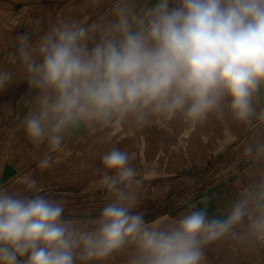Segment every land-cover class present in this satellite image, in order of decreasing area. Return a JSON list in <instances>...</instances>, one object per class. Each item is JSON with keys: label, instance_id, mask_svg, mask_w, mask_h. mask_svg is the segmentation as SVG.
<instances>
[{"label": "clouds", "instance_id": "obj_1", "mask_svg": "<svg viewBox=\"0 0 264 264\" xmlns=\"http://www.w3.org/2000/svg\"><path fill=\"white\" fill-rule=\"evenodd\" d=\"M36 34H18L17 72L0 67V92L17 77L26 84L18 128L44 147L40 168L82 129L215 119L264 131V0H111L90 24L58 18ZM241 156L257 174L215 216L205 197L146 219L138 209L150 168L138 171L115 146L100 158L104 203L94 217H66L67 201L38 194L31 176L0 186V264H204L206 250L225 243L260 253L264 139Z\"/></svg>", "mask_w": 264, "mask_h": 264}, {"label": "rangeland", "instance_id": "obj_2", "mask_svg": "<svg viewBox=\"0 0 264 264\" xmlns=\"http://www.w3.org/2000/svg\"><path fill=\"white\" fill-rule=\"evenodd\" d=\"M10 1L18 2L14 5L25 17H16L8 28L7 22L0 18V28L16 45L18 34L27 32L35 41L37 27L41 32L45 31L50 21L79 19L90 24L111 6V0ZM37 6H40L41 16L33 18L32 13ZM30 19L35 21L34 26ZM37 20L41 22L39 25ZM3 68L17 72L18 66L12 65L9 57L8 64ZM27 92L26 84L19 77L7 90L0 92V136L22 141L26 155L24 168L6 188H21L24 178L31 176L38 181V194L67 201L66 217L86 219L99 214L104 192L98 183L100 173L97 169L101 167L102 154L114 146L134 157L133 163L138 171L150 168L144 177V196L138 209L148 220L178 216L186 211V206L193 204L216 181L222 180L225 176L222 172L229 168L225 158L229 159L227 156L231 155L234 146L222 149L224 146L216 143V137L224 138L226 131L233 130L207 127L225 122L215 119L196 126L171 122L152 123L142 128L82 129L66 138L63 151L50 152L48 167L40 168L39 162L45 155L44 147L37 149L18 128L27 112L22 99ZM221 259L226 264H264V251L248 253L229 244ZM118 261L110 264H122L119 258Z\"/></svg>", "mask_w": 264, "mask_h": 264}, {"label": "crops", "instance_id": "obj_3", "mask_svg": "<svg viewBox=\"0 0 264 264\" xmlns=\"http://www.w3.org/2000/svg\"><path fill=\"white\" fill-rule=\"evenodd\" d=\"M62 1V0H61ZM64 1V0H63ZM18 2H11L10 0H0V18L7 22L6 27H11L12 21L16 17L23 19L22 11L17 9L14 4ZM50 6L48 8L50 9ZM33 11L32 17L39 18L41 16L40 6ZM43 9V8H42ZM49 11V10H48ZM31 20V25L34 26V20ZM15 25V24H14ZM8 31V29H7ZM16 44L6 35V31L0 28V67L8 64L9 57L15 52ZM207 127H217L222 129H230L233 131H226L224 138L216 137V143L224 146H234L231 155L225 158L229 168L223 171L224 178L216 181L211 185L201 197L193 203L197 208L201 207V201L207 197L209 206V215H221L229 203L234 199L237 189L244 183L257 174L256 167L246 163L241 156L242 146L248 142L264 139V131L257 132L249 130L238 125H235L230 120L219 122L217 125L210 124ZM239 130V131H238ZM69 143H72L69 140ZM23 142L17 139L9 140L7 136H0V186H8L12 180L17 177V174L24 168L25 154ZM264 167V166H262ZM229 244H220L209 247L206 250L204 264H226L221 258ZM118 263V259L116 260ZM227 264H230L229 262ZM242 264V263H241Z\"/></svg>", "mask_w": 264, "mask_h": 264}]
</instances>
